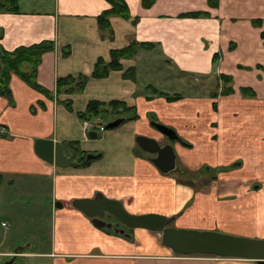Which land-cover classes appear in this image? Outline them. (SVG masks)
Instances as JSON below:
<instances>
[{
	"label": "crops",
	"instance_id": "0c3cea01",
	"mask_svg": "<svg viewBox=\"0 0 264 264\" xmlns=\"http://www.w3.org/2000/svg\"><path fill=\"white\" fill-rule=\"evenodd\" d=\"M46 1L36 0L33 8L17 14L0 13V52L54 43L53 51L43 55L37 74L38 84L50 97L16 75L10 83L13 104L0 96V127L8 132L0 136V264H259L207 255L177 256L149 230L96 227L73 202L103 194L122 202L131 214L173 217V225L180 229L264 239V0H155L150 8L143 7V0H123L131 18H111L114 40L103 39L98 24L100 14L110 8L109 1ZM189 13L206 15L183 16ZM132 41L159 46L163 59L186 74L232 78L234 93L222 104L223 130L218 135L196 126L199 121L196 115V121L189 119L184 101L147 100L138 85L124 79V71L133 68L134 61H124V71H114L108 78L91 79L81 95L56 96L59 78L90 76L100 58L110 62L112 50L126 48ZM150 53L154 57L155 52ZM245 88L255 97L243 96ZM58 101L72 102L73 110ZM91 101L126 102L137 108L140 118L103 135L94 129L98 136L91 138L93 131L78 116ZM152 115L190 145L173 143L177 164L189 162L196 169L207 164L221 173L242 163L244 180L248 179L243 193L229 188L220 192L215 186L211 192L196 191L165 178L136 141L145 136L166 142L151 126ZM38 139L62 143L76 165L60 168L39 157ZM69 143L101 155L89 166L78 167L80 156L67 149ZM257 185L253 192L246 189Z\"/></svg>",
	"mask_w": 264,
	"mask_h": 264
},
{
	"label": "water",
	"instance_id": "95a60500",
	"mask_svg": "<svg viewBox=\"0 0 264 264\" xmlns=\"http://www.w3.org/2000/svg\"><path fill=\"white\" fill-rule=\"evenodd\" d=\"M2 65L0 62V73ZM126 121L118 118L106 124L107 130L119 128ZM151 126L160 132L168 141L162 144L160 141L138 136L136 138L140 149L148 154V160L164 175L175 172L178 168L177 154L173 143H180L190 147L177 131L159 122H151ZM91 138H97L96 132L89 134ZM37 155L45 161L60 167L75 166L66 153L65 147L54 140L38 139L35 142ZM100 156L88 155L87 161L98 159ZM73 207L90 218L93 224L101 229H115L119 232L120 226L130 229H146L160 235L163 246L170 249L177 256L212 255L221 258L254 261L264 264V239H255L230 235L218 231H199L192 229H180L175 227V218H169L160 214L135 215L127 211L122 202L112 200L103 194H98L93 199H78L73 202ZM62 208V205H58ZM112 217L114 222L108 223L104 219ZM125 234L124 230L120 231Z\"/></svg>",
	"mask_w": 264,
	"mask_h": 264
},
{
	"label": "trees",
	"instance_id": "16d2710c",
	"mask_svg": "<svg viewBox=\"0 0 264 264\" xmlns=\"http://www.w3.org/2000/svg\"><path fill=\"white\" fill-rule=\"evenodd\" d=\"M24 0H0V13H20L21 2ZM110 3V8L105 10L98 17V24L101 33H103L102 38H108L109 40H114V30L111 25V18L118 17L129 20L131 18V13L129 7L123 0H107ZM143 7L150 8L155 0H143ZM212 5V2H211ZM203 13H189L184 14V17L188 18H201L204 17ZM264 35V33H263ZM154 44L140 43L137 41H132L129 46L123 49L112 50L111 51V61L106 62L103 58H100L93 72L90 76L79 75L77 77L68 76L65 78H59L57 80L56 86V96L61 94L70 95H81L86 90V87L91 79H105L114 71H124L121 64V60H127L133 58L136 53L141 48L151 49ZM54 43L51 41H44L42 43L33 45L31 47H21L13 52L1 51L0 52V62L2 65V71L0 73V96L8 99L11 104H13V95L10 89L11 78L16 75L25 83H27L32 88L36 89L40 93L50 97L51 93L40 86L37 82L38 68L42 62V57L45 53L53 51ZM214 63H217V58H214ZM135 70L129 69L124 72V79L135 80L134 78ZM222 80L225 85L233 83L231 77L222 75ZM149 91L154 96L164 97L169 103L175 102L183 99L181 94H169L166 92H161L153 87L148 88ZM223 94L219 95L214 93L212 98H218V96H230L234 93L232 88H227L223 90ZM243 96L245 97H255L254 92L251 89H243ZM147 100H151V97H147ZM60 104L65 105L67 109L73 110L72 102H61ZM44 108V105L41 104ZM79 118L84 122L97 123L98 120L104 122H110L118 118H125L124 123L130 121H138L140 116L138 115L136 107H130L126 102L123 101H110V102H100L91 101L86 110L78 114ZM107 131V129H106ZM94 132V131H93ZM100 135V133H98ZM67 149L73 152L78 157L77 166L86 167L89 166L93 160L87 161V156L90 155L88 152H84L80 149L78 143H69L66 145ZM101 155V154H92ZM206 256V255H202ZM212 256V255H207ZM217 257V256H215Z\"/></svg>",
	"mask_w": 264,
	"mask_h": 264
},
{
	"label": "rangeland",
	"instance_id": "374dc122",
	"mask_svg": "<svg viewBox=\"0 0 264 264\" xmlns=\"http://www.w3.org/2000/svg\"><path fill=\"white\" fill-rule=\"evenodd\" d=\"M35 2L36 0H24L21 2V9H31L33 8L32 4H37ZM46 2H50V0ZM44 6H47V4L36 6L35 8ZM150 52H155L154 57L150 55ZM162 54V49L157 45H154V47L149 50L141 48L133 58L121 60V64L123 66L124 61H134L136 63L133 68H130L135 70V80L131 81L138 85V91L142 93V95H144L146 99H148L147 97H151L152 99L149 101H152L158 98H162L167 103H169L164 97L154 96L151 91L148 90L149 87H153L161 92H166L169 94H181L183 96V99L179 101H184L182 103V106L185 107V111H187L188 115L190 116L189 119L194 121L198 120L199 122H197L196 126H200L201 130L206 132V130L209 129L207 130V132L215 133L216 135H218V133L223 130L221 122L219 121V118L221 116L222 104L233 94L230 96H218V98L215 99L212 98V95L214 93L221 95L224 93L223 90L227 88L233 89L232 83L225 85L224 81L222 80V75L218 74H186L182 72L179 67H177L170 60L163 59L164 56ZM179 101L170 103H177ZM204 110H206L207 112L203 113ZM165 115L171 117V115ZM195 115L197 117L196 120ZM163 118L164 117H162L161 119ZM149 119L152 122L154 121L162 123L157 116L152 115L149 117ZM201 121H205V123H200ZM98 122L101 123L102 121L98 120ZM240 124H242V122H240ZM161 141L164 142L163 140ZM165 141H167L166 138ZM184 152L191 153L192 151L189 150ZM181 160H183V158H181ZM236 163L237 164H235L234 167L229 166L223 168L225 169V171L220 173V171H211L212 167L209 166L211 167L209 168L207 164L201 165V167L196 169L191 168L189 162L183 164L181 161V163L178 164L179 166L177 170L169 174L168 176L165 175V178L172 179L173 181H175V185L177 186L179 185L188 188L190 187L196 191H199L201 188H204L207 189V191L204 192H208L212 189L213 186H215L220 190V192H225L229 188L234 189L237 193H243V190H245L243 184L247 182L248 179L245 178L244 180L242 163ZM223 173H225V175H223ZM229 174L232 175L229 176ZM234 180H236V185L235 187H232ZM258 187L260 186L257 185L255 186V188L247 187L246 189H251V191L253 192L254 189L258 190ZM217 188H215V190ZM16 217L18 220L17 228L23 227L21 224L22 220L20 219L19 215H17ZM45 221H47L46 218ZM156 235L160 238L161 241L160 235ZM33 240L35 243L36 239ZM15 250L16 249H14V251Z\"/></svg>",
	"mask_w": 264,
	"mask_h": 264
},
{
	"label": "built area",
	"instance_id": "2783aa9c",
	"mask_svg": "<svg viewBox=\"0 0 264 264\" xmlns=\"http://www.w3.org/2000/svg\"><path fill=\"white\" fill-rule=\"evenodd\" d=\"M86 127L90 130L93 131L94 129L98 130V133L103 135L106 132V127L103 123H91V122H85ZM8 134L7 129L0 127V136L6 137Z\"/></svg>",
	"mask_w": 264,
	"mask_h": 264
},
{
	"label": "flooded vegetation",
	"instance_id": "af4514ba",
	"mask_svg": "<svg viewBox=\"0 0 264 264\" xmlns=\"http://www.w3.org/2000/svg\"><path fill=\"white\" fill-rule=\"evenodd\" d=\"M161 143H162V144H166V143H168V141H166V142H161ZM104 220H105L106 222H108V223H109L110 221H111V222H115V220H114L112 217H107V218H105Z\"/></svg>",
	"mask_w": 264,
	"mask_h": 264
}]
</instances>
